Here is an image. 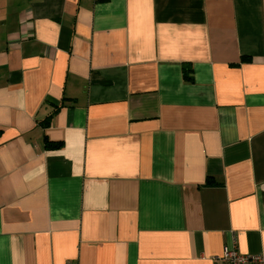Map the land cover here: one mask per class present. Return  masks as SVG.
Instances as JSON below:
<instances>
[{
  "label": "crops",
  "instance_id": "1",
  "mask_svg": "<svg viewBox=\"0 0 264 264\" xmlns=\"http://www.w3.org/2000/svg\"><path fill=\"white\" fill-rule=\"evenodd\" d=\"M226 247L264 253V0H0V264Z\"/></svg>",
  "mask_w": 264,
  "mask_h": 264
},
{
  "label": "built area",
  "instance_id": "2",
  "mask_svg": "<svg viewBox=\"0 0 264 264\" xmlns=\"http://www.w3.org/2000/svg\"><path fill=\"white\" fill-rule=\"evenodd\" d=\"M215 264H264V253H242L235 247H226L215 258Z\"/></svg>",
  "mask_w": 264,
  "mask_h": 264
},
{
  "label": "trees",
  "instance_id": "3",
  "mask_svg": "<svg viewBox=\"0 0 264 264\" xmlns=\"http://www.w3.org/2000/svg\"><path fill=\"white\" fill-rule=\"evenodd\" d=\"M251 59H250V57H246V58H242V61H250ZM46 146L47 147H55V146H57V145H60V143H58V142H51L50 140H48L47 138H46Z\"/></svg>",
  "mask_w": 264,
  "mask_h": 264
}]
</instances>
